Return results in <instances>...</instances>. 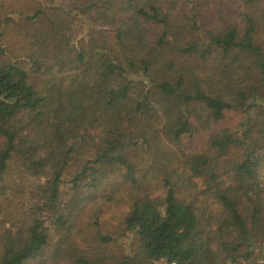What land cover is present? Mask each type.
<instances>
[{
    "label": "trees",
    "instance_id": "1",
    "mask_svg": "<svg viewBox=\"0 0 264 264\" xmlns=\"http://www.w3.org/2000/svg\"><path fill=\"white\" fill-rule=\"evenodd\" d=\"M21 20V45L0 31V264H264V0H47ZM14 157L37 203L6 227Z\"/></svg>",
    "mask_w": 264,
    "mask_h": 264
},
{
    "label": "rangeland",
    "instance_id": "2",
    "mask_svg": "<svg viewBox=\"0 0 264 264\" xmlns=\"http://www.w3.org/2000/svg\"><path fill=\"white\" fill-rule=\"evenodd\" d=\"M47 0H0V31H3L5 37L3 44H8L12 37L14 41H21V32L24 30L22 23V16L32 15L37 9L42 7ZM12 18L13 21L7 25L6 19ZM23 30V31H22ZM21 45V42L20 44ZM242 115L238 113H232L228 115L229 124L237 125L241 122ZM4 139L0 137V150L2 148ZM11 179L9 181L10 192L8 193L9 201L5 202L7 205L6 212L2 217L1 223L6 227L15 225L16 227L24 226L29 223L31 219L32 209L37 203L33 198L32 192L34 185L38 183L25 173V169L20 163L17 157H14L10 167ZM69 186H65V190H68ZM23 192L21 195L13 196V191ZM10 202V204H8ZM120 205H112L108 207L106 215L103 217V224H106V228H115L119 226V220L122 208ZM28 222V223H27ZM27 223V224H26ZM47 225L52 231L54 237L56 231V225L51 220L47 222ZM3 230V227H2ZM107 231V230H106ZM135 246L131 244L130 240L125 237L120 238L117 243L109 247V251L113 257H122L127 253H133ZM165 264V263H159Z\"/></svg>",
    "mask_w": 264,
    "mask_h": 264
},
{
    "label": "built area",
    "instance_id": "3",
    "mask_svg": "<svg viewBox=\"0 0 264 264\" xmlns=\"http://www.w3.org/2000/svg\"><path fill=\"white\" fill-rule=\"evenodd\" d=\"M173 264H175V263H173Z\"/></svg>",
    "mask_w": 264,
    "mask_h": 264
}]
</instances>
